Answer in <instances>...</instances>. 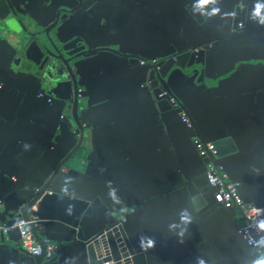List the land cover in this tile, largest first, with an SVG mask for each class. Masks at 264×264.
I'll return each instance as SVG.
<instances>
[{"label": "crops", "instance_id": "1", "mask_svg": "<svg viewBox=\"0 0 264 264\" xmlns=\"http://www.w3.org/2000/svg\"><path fill=\"white\" fill-rule=\"evenodd\" d=\"M64 1H16L25 23L58 28L62 38L78 33L96 46L99 59L82 99L90 127L77 150L81 172L52 187L57 197L76 213L89 195L126 211L127 232L145 251L147 264H251L257 253L236 229L247 221L243 210L234 217L222 207L205 214L215 200L212 190L202 194L205 205L197 208L190 180L202 168L190 135L173 107L156 108L144 87V67L121 55L162 56L215 42L206 50L202 81L180 70L168 93L189 112L203 141L224 130L232 137L236 150L217 162L238 180L245 200L264 208V0H210L200 21L189 10L203 0H83L81 8L67 0L66 10ZM237 8L243 28L234 26ZM7 58L0 48V224L22 210L20 193L28 197L32 185L46 182L53 151L47 145L68 127L62 113L37 96L44 87L11 70ZM19 256L0 248V264H20ZM60 256L57 264H78L71 251Z\"/></svg>", "mask_w": 264, "mask_h": 264}, {"label": "water", "instance_id": "2", "mask_svg": "<svg viewBox=\"0 0 264 264\" xmlns=\"http://www.w3.org/2000/svg\"><path fill=\"white\" fill-rule=\"evenodd\" d=\"M211 5L212 1L203 0L192 6L189 12L200 21L204 14L208 13ZM21 13L22 9L19 8V3L15 0H0V48L5 50L8 56L7 64L11 70L28 79L30 83L44 87V89H38L37 95L42 94V97H38L45 98L52 109L62 113L67 120L68 127L59 131L57 137L53 138L47 145V148L51 147L53 151L50 150L48 154L50 170L45 172V175H48L46 182L42 186L32 185L33 192L28 197H23L18 191L21 199H23L22 210L12 220L7 221V224L11 225L18 218L29 220L31 216L36 217L35 222L29 223V228L41 246V253L33 255L13 244L19 239V231L16 227H12L6 237L0 233V248L20 252L18 259L20 264H57V259L61 258L60 254L64 257L70 251L73 252L71 259L75 258L78 264H104L105 262H109V264H147L145 251L130 239L127 232L124 222L126 211L119 212L115 208H111L109 203H106L99 195H89L80 200L82 211L76 213L63 205L65 201L57 197L56 190L52 188H61L63 185L61 180L65 176H74L81 172L79 168L82 162L77 156V150L83 144L86 136L85 130L90 127V123L83 120L86 112L84 106L87 104L83 106L82 99L88 96L85 88L87 76L97 68L95 63L99 59L96 56V46H91L78 33L74 35L67 33L65 38L59 37L57 35L58 28L54 29L51 37L49 31L52 30V27L49 30L44 25H42L45 27L42 37L36 38L29 44L27 42L24 44L23 37L26 31L22 24L23 16ZM23 14L29 16L28 12L24 11ZM240 19V11L237 8L234 26L238 22H242ZM76 40H79L80 43ZM57 45L61 47L59 48ZM215 45L213 42L210 45H202L200 48L189 46L176 49L170 54L146 58L134 54H122L121 56L126 58L129 63L137 62L144 67L142 70V77L145 81L144 87L149 88L156 101V108L160 112H164L173 110V108L168 103L166 96L158 97L161 89L166 90L167 95L170 96L168 93L170 92L169 82L175 79L178 73H181L180 70L184 69L189 70L190 80L202 81L206 64V50L214 48ZM195 48L199 49L194 51ZM153 60L156 63H152ZM31 63L39 64V70L26 69L27 65ZM45 66L53 71L40 76V70ZM174 66L177 69L174 70ZM197 74L198 77L195 78ZM167 75L168 79L165 80ZM49 97L52 98L51 102L47 100ZM180 110L181 108H174L176 114ZM186 114L192 127L187 128L181 119L180 121L190 137L194 134L198 136L193 118L188 111ZM198 137L201 139L200 136ZM70 143H72L71 147L61 155L60 152ZM211 143L215 153L205 158H201L197 153L202 169L194 174L190 180L197 189V194L194 197L197 208L205 205L202 194L207 190L213 191L214 198V189L208 184V178L205 174V164L214 161L222 165L225 171L223 164L218 163L217 159L236 150L232 137L225 130ZM229 178L239 183L238 180L230 176ZM241 198L245 202L253 203L245 200L242 196ZM140 204H135L133 208H137ZM220 207L224 208L214 200V203L204 213H210ZM261 208L264 216V208ZM225 211L234 217L238 208L232 207L225 209ZM236 229L242 243L253 248L246 245L242 233L239 231V224H236ZM56 234L60 235L57 236ZM55 239L67 243L57 244L58 249L50 257H47L45 255V240L53 242ZM7 242H10V245L4 244ZM253 249L257 254L251 264H264V251L259 253L257 249ZM65 261L70 260L66 259Z\"/></svg>", "mask_w": 264, "mask_h": 264}, {"label": "built area", "instance_id": "3", "mask_svg": "<svg viewBox=\"0 0 264 264\" xmlns=\"http://www.w3.org/2000/svg\"><path fill=\"white\" fill-rule=\"evenodd\" d=\"M243 26L242 22H238L237 27ZM198 49L195 48L194 51ZM142 62V61H141ZM152 63H156L155 60ZM42 97V94H38ZM166 96L168 103L173 107L177 108V102L173 96H168L167 91L161 89L158 97ZM48 102L52 101V98H47ZM179 117L181 121L187 128H191L192 124L184 111H179ZM192 144L196 149L198 155L201 158L213 155L215 150L211 142H203L195 134L191 137ZM214 160V159H213ZM205 174L208 178V184L214 189V199L216 202L220 203L225 209L232 207H237L243 210L247 221L245 223L239 224V231L245 240L246 245L257 249L259 253L264 251V216L263 209L261 207L255 206L253 203L245 202L237 189L238 183L229 178L228 174L224 171L222 165L213 162H207L205 164ZM36 217L31 216L29 220L23 218H18L14 224L2 223L0 224V233L5 237L12 227H16L19 231V239L13 244L22 250L33 254L39 255L42 251L41 246L36 241L33 236L29 223L35 222ZM58 249V245L52 241L45 240V255L50 257L51 254ZM104 264H109L105 262Z\"/></svg>", "mask_w": 264, "mask_h": 264}, {"label": "flooded vegetation", "instance_id": "4", "mask_svg": "<svg viewBox=\"0 0 264 264\" xmlns=\"http://www.w3.org/2000/svg\"><path fill=\"white\" fill-rule=\"evenodd\" d=\"M15 1H17V0H15ZM78 4L76 5L77 7H83L82 5H83V0H75ZM63 3H65V7L64 8H62V9H67L68 8V6H66V4L68 5H70V3L71 2H67V0L66 1H64ZM68 9H70V8H68ZM66 12V11H65ZM22 24H23V27L25 28V34H24V36L26 35H28L29 37L28 38H30L31 37V41H33V40H36V38H40V37H42L44 34V31H45V28H38V27H36V26H34V25H30V24H27V23H25L24 22V19L22 18ZM25 26H27V27H25ZM236 27H237V25H236ZM240 28H243V26L242 27H240ZM53 31H54V29H53ZM53 31L52 30H50L49 31V33H50V36L52 37V33H53ZM53 40V39H52ZM30 41V42H31ZM55 42V41H54ZM75 42V41H74ZM76 42H79L80 43V41L79 40H76ZM56 43V42H55ZM39 44V43H38ZM58 46V45H57ZM59 48L61 47V46H58ZM41 48V47H40ZM68 48V47H67ZM41 50H43L42 48H41ZM31 64H33V63H31ZM38 65L39 64H35V66H34V64H33V67L32 68H29V67H26V69H28V70H31V71H38L39 69V67H38ZM53 70H51V69H48V68H46V66L44 67V68H42L41 70H40V76H43L44 74H46V73H48V72H52ZM1 85V84H0ZM38 96V95H37ZM61 118H63L64 117V115H61L60 116Z\"/></svg>", "mask_w": 264, "mask_h": 264}]
</instances>
